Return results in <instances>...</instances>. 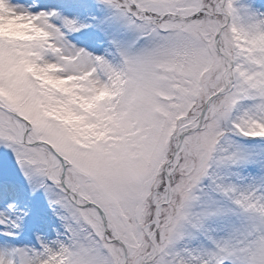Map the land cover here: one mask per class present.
Returning a JSON list of instances; mask_svg holds the SVG:
<instances>
[{"label": "snow or ice", "instance_id": "1", "mask_svg": "<svg viewBox=\"0 0 264 264\" xmlns=\"http://www.w3.org/2000/svg\"><path fill=\"white\" fill-rule=\"evenodd\" d=\"M0 264H264V0H0Z\"/></svg>", "mask_w": 264, "mask_h": 264}]
</instances>
